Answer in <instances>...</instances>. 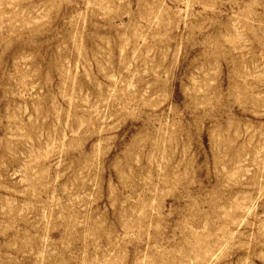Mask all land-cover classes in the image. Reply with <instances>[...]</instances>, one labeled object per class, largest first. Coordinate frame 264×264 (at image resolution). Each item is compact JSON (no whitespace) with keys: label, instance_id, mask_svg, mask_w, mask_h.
Listing matches in <instances>:
<instances>
[{"label":"rangeland","instance_id":"obj_1","mask_svg":"<svg viewBox=\"0 0 264 264\" xmlns=\"http://www.w3.org/2000/svg\"><path fill=\"white\" fill-rule=\"evenodd\" d=\"M0 264H264V0H0Z\"/></svg>","mask_w":264,"mask_h":264}]
</instances>
